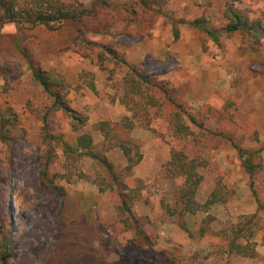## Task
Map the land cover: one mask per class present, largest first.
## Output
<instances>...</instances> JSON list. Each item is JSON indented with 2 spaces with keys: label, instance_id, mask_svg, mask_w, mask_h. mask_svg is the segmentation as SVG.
<instances>
[{
  "label": "rangeland",
  "instance_id": "1",
  "mask_svg": "<svg viewBox=\"0 0 264 264\" xmlns=\"http://www.w3.org/2000/svg\"><path fill=\"white\" fill-rule=\"evenodd\" d=\"M63 1H78L89 9L95 3ZM227 6L259 20L264 31V0H107L85 22L92 42L89 57L72 50L41 58L43 69L64 76L71 107L88 117L80 132L73 131L62 112L54 111L42 87L33 81L28 60L21 54L32 38L14 24L3 27L0 111L15 114L26 133L12 145L11 183L0 185V202L6 210L0 264L8 240L13 256L7 264H43V254L65 240L69 245L80 241L88 260L92 250L102 247L107 260L117 264H264V36L225 34ZM199 20L223 32L219 44L191 25ZM105 46L159 85L153 94L160 106L150 108L146 119H133L132 130L121 127L124 118H132L120 102L127 66L115 64L111 57L100 62L98 54ZM167 97L182 106L190 136L175 133L172 120L178 108ZM105 121L117 124L120 135L139 146L143 159L132 171L126 170L123 153L105 144L98 129ZM83 133L90 134L95 150L114 164L119 183L134 189L143 182L132 209L134 228L123 222L127 216L120 213L118 182L112 184L97 161L78 158L77 139ZM234 144L256 153L253 175L243 168ZM67 145L72 153L66 152ZM174 150L202 163L194 214L171 216L166 208L174 205L183 183L167 173ZM6 152L0 140V159H6ZM43 172L50 188L42 180ZM101 181L105 191L98 186ZM219 184L225 200L207 206ZM55 187L63 189L62 196L50 190ZM140 231L151 237V247L134 241ZM237 234L256 256L232 250Z\"/></svg>",
  "mask_w": 264,
  "mask_h": 264
},
{
  "label": "trees",
  "instance_id": "2",
  "mask_svg": "<svg viewBox=\"0 0 264 264\" xmlns=\"http://www.w3.org/2000/svg\"><path fill=\"white\" fill-rule=\"evenodd\" d=\"M104 5H107V0H95L91 9L78 1L0 0V40L3 37L2 29L6 24L16 25L26 37L32 38L30 40L31 46L21 49L22 56H25L28 60L32 79L42 87L45 96L51 100L54 111L62 112L70 119L74 132L82 131L87 126L89 119L71 107L68 100L69 86L64 76L54 70L43 69L41 58L51 52L72 50L82 57H89L92 51V42L88 40L85 22L95 16L97 10L104 7ZM224 16L228 23L222 31L228 36L235 34L249 37L254 35L264 36L261 22L250 20L245 12L233 6H227ZM191 25L207 35L215 44L220 43L223 32L211 29L204 20L196 21ZM174 35L176 38L179 37L178 29L174 30ZM110 57L114 59L115 64L122 62L127 66L123 77L124 94L120 102L132 112V118H124L121 127L132 130L135 126L133 119H146L150 108L160 106L159 99L153 94V91L159 85L153 79L145 77L136 68L128 65L111 47L105 46L104 51L98 54V59L102 63ZM89 86L95 91L93 82ZM170 101L178 108L172 120L175 133L181 137L190 136L192 133L183 122L182 106L177 105L172 98H170ZM98 129L104 137L105 144L118 148L123 153L127 162V171H132L141 163L143 155L139 146L134 144L130 138H123L117 124L111 121L101 122ZM25 133L24 129L20 128L19 119L15 114L5 115L0 111V140L7 147L6 159H0V185L2 186L9 187L11 183L12 145L16 139L25 138ZM67 148L66 152L68 154L72 153L68 145ZM234 148L240 155L243 168L253 175L257 169L253 158L256 153L248 152L236 144H234ZM76 150L80 152L78 158L88 156L97 161L109 174L112 184L118 182L120 177L115 171L114 164L101 152L95 150L94 140L90 134L83 133L78 137ZM201 167L202 163L198 159L190 158L184 151H172L170 161L167 164V173L170 177L181 178L183 183L174 199V205H166L168 214L171 216L194 214L198 210L196 197L203 181V176L200 173ZM45 177L46 174L43 172L42 180L49 187ZM103 184L106 183L103 181L98 183L101 191H105V188L102 187ZM117 185L122 201L120 213L122 216H127L123 222L127 224L129 229H132L135 226L132 209L135 202L140 198L144 187L143 182L138 181V187L134 189H130L126 184L119 182ZM108 188L112 189L113 185H109ZM50 190L58 192L61 196L63 195L62 188L55 187ZM6 196H11L9 190L6 192ZM224 200V188L219 184L206 205L213 206ZM4 207L0 202V230L3 229V220L6 216ZM238 236L239 234L231 242L232 250L240 256H256L252 246L240 243L237 239ZM134 241L141 247H151L153 245L151 237L141 231L136 234ZM3 248L5 251L1 260L2 264H7L13 256L9 240L3 243ZM92 251L88 260V253H83L80 241H74L72 245H69L65 240L60 242L55 250L43 254V264H117L107 260L105 253L107 251L104 248L100 247L99 250ZM158 257L163 258L164 254H160ZM84 259L87 260L84 261Z\"/></svg>",
  "mask_w": 264,
  "mask_h": 264
}]
</instances>
